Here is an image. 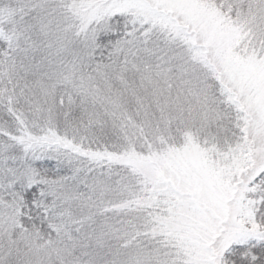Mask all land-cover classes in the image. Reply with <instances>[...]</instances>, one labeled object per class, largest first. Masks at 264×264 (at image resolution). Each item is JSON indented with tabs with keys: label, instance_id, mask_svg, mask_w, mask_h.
<instances>
[{
	"label": "trees",
	"instance_id": "obj_1",
	"mask_svg": "<svg viewBox=\"0 0 264 264\" xmlns=\"http://www.w3.org/2000/svg\"><path fill=\"white\" fill-rule=\"evenodd\" d=\"M244 1L264 13V0ZM59 3L0 0V264H168L167 212L134 157L103 154L116 137L102 122L119 125L115 101L139 107L128 70L162 63L168 42L143 37L127 17L90 18L102 1ZM112 186L125 195L107 198ZM233 259L264 264V244L238 248Z\"/></svg>",
	"mask_w": 264,
	"mask_h": 264
},
{
	"label": "rangeland",
	"instance_id": "obj_2",
	"mask_svg": "<svg viewBox=\"0 0 264 264\" xmlns=\"http://www.w3.org/2000/svg\"><path fill=\"white\" fill-rule=\"evenodd\" d=\"M99 1L90 18L127 17L143 37L168 42L158 50L162 63L149 61L147 69L132 64L128 70L139 107L129 112L126 102L115 101V111L123 110L119 125L102 120L116 137L108 145L113 153L103 154L130 164L134 157L142 180L159 198L157 205L168 215L162 227L170 230L174 246L168 264H236L238 248L264 244L263 4ZM93 137L89 131L88 139ZM250 161L254 167L247 171ZM108 191L111 200L125 195L122 186ZM194 234L212 247L195 241Z\"/></svg>",
	"mask_w": 264,
	"mask_h": 264
}]
</instances>
